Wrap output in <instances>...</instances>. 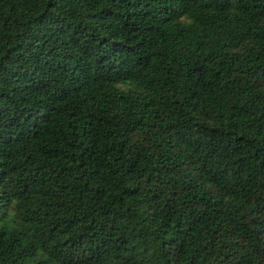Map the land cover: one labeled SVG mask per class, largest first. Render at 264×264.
<instances>
[{"label": "trees", "instance_id": "1", "mask_svg": "<svg viewBox=\"0 0 264 264\" xmlns=\"http://www.w3.org/2000/svg\"><path fill=\"white\" fill-rule=\"evenodd\" d=\"M0 264H264V0H0Z\"/></svg>", "mask_w": 264, "mask_h": 264}]
</instances>
